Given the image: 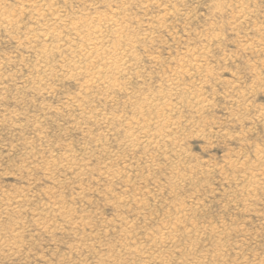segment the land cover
<instances>
[{"label": "rangeland", "instance_id": "rangeland-1", "mask_svg": "<svg viewBox=\"0 0 264 264\" xmlns=\"http://www.w3.org/2000/svg\"><path fill=\"white\" fill-rule=\"evenodd\" d=\"M0 264H264V0H0Z\"/></svg>", "mask_w": 264, "mask_h": 264}, {"label": "bare ground", "instance_id": "bare-ground-1", "mask_svg": "<svg viewBox=\"0 0 264 264\" xmlns=\"http://www.w3.org/2000/svg\"><path fill=\"white\" fill-rule=\"evenodd\" d=\"M98 18H99V17H98ZM101 18H103V17H101ZM99 20H100V18H99ZM113 20H114V19H113ZM105 21H109V20H105ZM110 21H112L111 18H110ZM114 21H117V20H114ZM102 23H103V22H102ZM108 23H109V22H108ZM112 23H114V22H112ZM98 24H99V23H98ZM106 24H107V23H106ZM109 24H110V23H109ZM109 24H108V25H109ZM115 24H116V26H117V25L119 26V27H116V26H115V27H116V32H117V34H119V35L121 36L122 27H120L119 23H117V22H115ZM109 26H110V25H109ZM111 26H112V25H111ZM112 28H114V27H112ZM97 30H98V28H97ZM99 30H100V29H99ZM113 32H115V29H114ZM98 34H99V33H98ZM114 34H116V33H114ZM92 35H93V34H92ZM99 35H100V34H99ZM102 35H103V34H102ZM44 36L47 37L48 34H44ZM116 37H117V35H116ZM96 38L98 39V37H96ZM96 38H95V39H96ZM100 38H101V35H100ZM91 39H92V38H91ZM91 39H90V40H91ZM95 39H92V40H95ZM104 39H105V38H104ZM92 40H91V41H92ZM101 40H102V39H101ZM91 41H90V42H91ZM98 41H99V40H98ZM104 41H105V40H104ZM132 41H133V40H132ZM92 42H94V41H92ZM99 42H100V41H99ZM96 43H97V42H96ZM132 43H133V42H132ZM84 45H86V44H83V46H84ZM90 45H92V44H90ZM94 46H95V43H94ZM80 47H81V45H80ZM92 47H93V46H92ZM95 47H96V46H95ZM106 47H107V46H106ZM118 47H119V46H118ZM83 48H84V47H82V50H83ZM99 48H100V47H99ZM121 48H122V47H121ZM94 49H95V48H94ZM101 49H102V48H101ZM106 49H108V47H107ZM110 49H112V48H110ZM129 49H130V48H129ZM97 50H98V48H97ZM114 50L116 51L117 48H114ZM118 50H119V48H118ZM121 50H122V49H121ZM106 51H107L108 54H110L109 49L106 50ZM129 51H130V50H129ZM81 52H82V51H81ZM83 52H84V50H83ZM102 52L104 53V50H103ZM122 52H123V51H122ZM124 52H125V51H124ZM103 53H102V54H103ZM116 53H117V52H116ZM116 53H115V54H116ZM125 53H126V52H125ZM79 54H80V53H79ZM83 54H84V53H83ZM104 54H106V53H104ZM122 54H123V53H122ZM125 56L127 57V55H125ZM81 57H83V56L81 55ZM109 57H110V55H109ZM114 57H115V56H114ZM116 57H117V55H116ZM122 57H123V56H122ZM120 58H121V57H120ZM106 59H107V58H106ZM122 59H123V58H122ZM109 60H110V58H108V61H109ZM116 60H117V59H116ZM116 60H115V61H116ZM123 60H124V59H123ZM119 61L121 62V60H119ZM105 62H106V60H105ZM120 62H119V63H120ZM126 62H127V61H126ZM121 63H122V62H121ZM102 64H104V62H103ZM110 64H111V63H110ZM117 64H118V63H117ZM126 64H127V63H126ZM105 65H106V63H105ZM123 65H125V64H123ZM110 66H111V65H110ZM78 67H79V65H78ZM112 67H114V66H112ZM117 67H118V66H117ZM119 67H120V66H119ZM121 67H122V66H121ZM123 68H124V66H123ZM117 69H118V68H117ZM117 69H116V70L114 69V70L117 72ZM124 70H125V69H124ZM79 71L81 72L82 70H79ZM98 71H99V70H98ZM119 71H120V70H119ZM95 73H96V72H95ZM120 73H121V72H120ZM117 74H118V73H117ZM93 79H94V78H93ZM95 80H97V79H95ZM151 124H153V123H151ZM148 125H150V124H148ZM144 131H145V130H144ZM146 134H147V133H146ZM144 135H145V134H144ZM148 135H149V134H148ZM161 135H162V134H161ZM130 137H132V136L130 135ZM143 137H145V136H143ZM148 137H149V136H148ZM132 138H133V137H132ZM146 140H147V139H146ZM148 144H149V143H148Z\"/></svg>", "mask_w": 264, "mask_h": 264}]
</instances>
